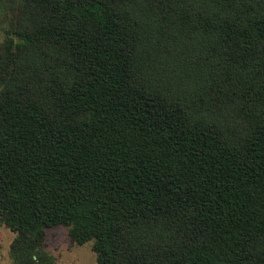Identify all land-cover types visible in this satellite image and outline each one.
Here are the masks:
<instances>
[{"label":"trees","instance_id":"trees-1","mask_svg":"<svg viewBox=\"0 0 264 264\" xmlns=\"http://www.w3.org/2000/svg\"><path fill=\"white\" fill-rule=\"evenodd\" d=\"M11 264H264V0H0Z\"/></svg>","mask_w":264,"mask_h":264},{"label":"rangeland","instance_id":"rangeland-1","mask_svg":"<svg viewBox=\"0 0 264 264\" xmlns=\"http://www.w3.org/2000/svg\"><path fill=\"white\" fill-rule=\"evenodd\" d=\"M2 34L3 22L0 8V37ZM12 236L13 232L0 225V264H11L7 247ZM44 248L54 257L55 264H96L90 241L81 244L69 243L66 227L61 225L45 229Z\"/></svg>","mask_w":264,"mask_h":264}]
</instances>
